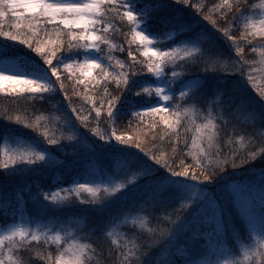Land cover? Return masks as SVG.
Masks as SVG:
<instances>
[{
  "label": "trees",
  "instance_id": "16d2710c",
  "mask_svg": "<svg viewBox=\"0 0 264 264\" xmlns=\"http://www.w3.org/2000/svg\"><path fill=\"white\" fill-rule=\"evenodd\" d=\"M55 1L0 0V61L59 70L0 84V264H264V0Z\"/></svg>",
  "mask_w": 264,
  "mask_h": 264
},
{
  "label": "rangeland",
  "instance_id": "374dc122",
  "mask_svg": "<svg viewBox=\"0 0 264 264\" xmlns=\"http://www.w3.org/2000/svg\"><path fill=\"white\" fill-rule=\"evenodd\" d=\"M33 3H42L46 0H26ZM51 5L55 8H71L72 4L69 3H59L55 0H50ZM81 3V0L78 2V4ZM74 5V4H73ZM96 7L95 0H84L83 5H77L74 8L82 9V10H89L93 11L92 9ZM88 11V12H89ZM63 19V23H70L77 25V26H89L91 23L93 25V18L91 15L85 13L82 16L72 18L64 19L65 13L61 14ZM55 17V16H53ZM56 19H61L60 16L55 17ZM90 25V26H92ZM91 39L94 40V33L91 34ZM136 37L138 41H140L141 44L144 45V54L146 57L159 60L162 55L161 52L155 49L154 47V41L153 38L144 32L137 31ZM202 44V50L204 52L205 57L211 59L210 62L212 64L216 65H222L226 62V54L223 49H221L220 44L217 40L214 38H209V40H201ZM93 48V45L91 46ZM212 48V51L210 50ZM68 65V64H67ZM82 67H78V70L85 71V75L88 77L90 81H94L97 77L95 75V70L100 65V59L95 53H89L87 54L83 64H81ZM64 66V65H62ZM61 66V67H62ZM60 67V66H58ZM60 67V68H61ZM53 69V72L46 71L42 66H39L36 62L28 61L26 59H3L0 61V84L2 85H12L15 88L23 89V88H33L37 90H44V89H50L52 88V81L53 78L57 75V72L59 71L57 68ZM156 76L162 80L163 72L162 69L159 67V69L156 70ZM156 91L159 94V97L163 102H165L169 98V92L167 84L163 81H160L156 86ZM163 106V105H161ZM184 193L189 191V187L186 188H178ZM228 194H233L234 190L231 187H228L227 189ZM200 191H197L196 189H193V194L195 196L201 197L199 194ZM249 195V194H248ZM225 196V194H223ZM250 198V197H248ZM252 203V201H250ZM264 206V205H263ZM260 222L256 218L255 224L253 225V233L256 236L257 244L260 248L264 249V221L259 224Z\"/></svg>",
  "mask_w": 264,
  "mask_h": 264
}]
</instances>
